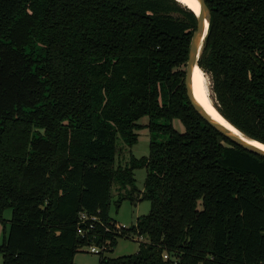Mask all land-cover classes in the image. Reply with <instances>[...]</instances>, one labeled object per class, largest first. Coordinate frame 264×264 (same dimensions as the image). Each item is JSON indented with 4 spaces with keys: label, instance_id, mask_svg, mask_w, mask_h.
Returning <instances> with one entry per match:
<instances>
[{
    "label": "trees",
    "instance_id": "16d2710c",
    "mask_svg": "<svg viewBox=\"0 0 264 264\" xmlns=\"http://www.w3.org/2000/svg\"><path fill=\"white\" fill-rule=\"evenodd\" d=\"M205 2L197 62L215 107L264 143V0ZM196 20L178 0H0L1 264H76L93 243H106L97 264H264V156L186 95ZM143 126L148 154L115 166L118 140L132 146ZM114 183L150 202L122 230L108 216ZM135 235V253L105 254Z\"/></svg>",
    "mask_w": 264,
    "mask_h": 264
},
{
    "label": "rangeland",
    "instance_id": "374dc122",
    "mask_svg": "<svg viewBox=\"0 0 264 264\" xmlns=\"http://www.w3.org/2000/svg\"><path fill=\"white\" fill-rule=\"evenodd\" d=\"M205 75L208 81L209 93L211 94V98L213 100V103L215 104V96L211 88V79L206 72ZM147 121V116H143L138 120V122L141 124H145ZM172 124L179 131L184 130V125L178 118H173ZM137 133V141L132 146L125 145L120 139L118 140V151L115 157V166H124L129 161L131 155L138 158L148 154L150 139V133L148 128L144 126L140 127L137 129ZM145 176V168H137L134 170L135 184L141 192L144 190ZM118 189L119 188L117 184L114 183L111 201L108 206V216L110 220H114L116 223L123 225L125 228L135 224L137 218L140 215L146 214L149 211L150 202L146 199H141V193H139V196L135 200H132L127 196L128 191H125L124 189L120 191V196L118 195ZM119 196L121 197V200L119 205L117 206L115 201ZM10 217V208H5L0 213V244L2 242L3 237V228L8 227ZM122 229L123 228H121V230ZM141 240H145V238L143 236L136 235L132 237H118L115 246L112 247V249H110V251H107L105 254L109 257H116L135 253L138 250L139 242ZM98 257L99 256L97 253L90 252L88 248L85 247L75 253L73 261L76 264H97ZM1 263L2 257L0 254V264Z\"/></svg>",
    "mask_w": 264,
    "mask_h": 264
},
{
    "label": "water",
    "instance_id": "95a60500",
    "mask_svg": "<svg viewBox=\"0 0 264 264\" xmlns=\"http://www.w3.org/2000/svg\"><path fill=\"white\" fill-rule=\"evenodd\" d=\"M199 2V11L196 13L197 20H196V27L193 30L189 49H188V56L186 61L185 67V77H184V84L186 89V95L190 101V104L194 108V110L205 120L207 121L212 127L218 130L222 135L226 138L231 140L232 142L240 145L244 149L253 152L255 154L264 156V149L258 147L257 145L251 143L250 141L236 135L232 132L229 128L215 120L206 110L205 108L199 103V101L195 98L192 88H191V76L192 71L195 65H198V58L202 51V47L204 44V40L206 34L208 32L209 26V19H210V11L205 2V0H198ZM238 129V128H237Z\"/></svg>",
    "mask_w": 264,
    "mask_h": 264
},
{
    "label": "bare ground",
    "instance_id": "6f19581e",
    "mask_svg": "<svg viewBox=\"0 0 264 264\" xmlns=\"http://www.w3.org/2000/svg\"><path fill=\"white\" fill-rule=\"evenodd\" d=\"M182 4L191 8L195 13L199 11V2L198 0H178ZM191 88L195 98L201 103V105L205 108V110L218 122L229 128L236 135L250 141L251 143L257 145L264 149V143L255 140L242 131L237 129L233 124H231L227 119H225L221 113L215 107L213 100L211 98V94L208 89V81L205 75V72L199 65H195L192 76H191Z\"/></svg>",
    "mask_w": 264,
    "mask_h": 264
},
{
    "label": "built area",
    "instance_id": "2783aa9c",
    "mask_svg": "<svg viewBox=\"0 0 264 264\" xmlns=\"http://www.w3.org/2000/svg\"><path fill=\"white\" fill-rule=\"evenodd\" d=\"M87 218H88V216H87L85 213H81V214H80V220H81V222H84L85 220H87ZM90 220H96V217L92 216V217H90ZM93 225H94V223H93V222H90V223H89V227L86 228V229H83V228L79 225V226L77 227V232H78L79 234H81V235H85L86 232H87V230L93 228ZM116 227L119 228V229L124 228L123 225H120V224H118V223H116ZM86 248H88V250H89L90 252L98 253V252H101V251H103V250L106 249V243H103V244H101V245H97V244H94V243H93V244H90V245L86 246Z\"/></svg>",
    "mask_w": 264,
    "mask_h": 264
}]
</instances>
